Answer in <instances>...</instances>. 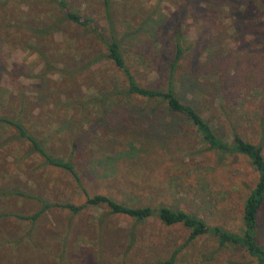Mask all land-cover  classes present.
<instances>
[{
    "label": "rangeland",
    "instance_id": "1",
    "mask_svg": "<svg viewBox=\"0 0 264 264\" xmlns=\"http://www.w3.org/2000/svg\"><path fill=\"white\" fill-rule=\"evenodd\" d=\"M249 1L112 0L111 15L124 36L131 70L144 84L163 82L162 54L169 51L164 26L156 40L147 37L149 19L168 27L178 24L194 42L181 71L201 72L205 84L214 82L205 62L219 38L225 78L213 113L202 94L179 91L198 101L201 116L224 140H231L232 127L245 140L261 143L264 156V4ZM67 2L106 27L101 0ZM56 11L43 0H0V111L21 113L25 127L45 148L74 164L79 181L44 164L36 154H26L27 142L13 140L0 146V185L54 202L81 204L87 196L104 194L132 206L176 207L208 225L239 232L242 203L257 177L248 159L204 150L190 131L169 127L167 117L159 143L141 138L143 119L140 128L120 127L130 122L129 108L143 105L118 98L104 100L101 109L90 101L119 87L121 78L105 60L87 65L93 52L104 49L86 28L64 22L60 30L37 34L40 22L52 20ZM144 19L148 23L138 27ZM9 132L0 128V144ZM38 205L28 196H0V214L26 215ZM187 236L181 224L165 226L155 217L135 222L104 207L86 206L76 214L52 207L32 225L0 216V264H156ZM256 238L264 247V204ZM174 264L254 262L240 250L217 248L216 241L204 235L181 247Z\"/></svg>",
    "mask_w": 264,
    "mask_h": 264
},
{
    "label": "trees",
    "instance_id": "2",
    "mask_svg": "<svg viewBox=\"0 0 264 264\" xmlns=\"http://www.w3.org/2000/svg\"><path fill=\"white\" fill-rule=\"evenodd\" d=\"M43 1L46 3V7L51 6L57 11L52 14L50 17L52 20L49 22H40L44 28L36 27L37 34L46 35L57 29L60 30V25L64 22L86 28L94 40L99 45H102L104 49L102 52H93L92 56L88 58L87 65L105 60L116 68L121 78L119 87L112 86L111 90L106 93L100 92L98 98H92L90 101L99 105L101 109L104 105V100L112 103L118 98L136 99L139 102L137 105H143V107L138 109L137 107L129 108L130 122L120 127H138L140 119H143L145 124L141 128L139 126L140 130L138 132L141 138L146 142L159 143L164 135V132L160 133L161 129H164L162 124L166 121L164 118L167 117L169 127H173L176 131L182 128L190 131L199 140L204 150H211L219 155L245 156L255 170L257 177L242 203L241 228L239 232L228 231L218 225H208L198 216L176 207L172 208L165 205L132 206L115 201L104 194L87 196L81 204L54 202L4 184L0 185V196L11 194L28 196L34 198L39 205L37 210L30 214L23 215L7 211L1 213L0 216H11L19 220H27L32 225L44 212L52 207L64 208L72 214L80 212L86 206L104 207L109 214H121L133 219L135 222H141L148 217H155L165 226L181 224L188 230V236L184 243L173 249L166 259L160 260L156 264H174L175 256L181 247L196 237L204 235L212 237L216 241L217 248L229 246L233 250L244 252L254 264H264V247L256 238L260 210L264 204V156L262 154V144L245 140L237 132V129L231 126V140H224L221 135L213 130L208 120L201 116L196 106L198 101L190 97L189 99L184 98L181 95L183 92L179 91L185 88V95L193 91L191 95L195 97L202 94L204 103L209 104V109L213 113L215 110L214 100L222 96V83L225 78L221 73L225 64L222 50L219 46L220 39L218 38V41L212 44V48L207 55L208 59L205 62L208 72L214 77V82L205 84L201 78L203 77L201 72H194L191 69L181 71L183 68L182 61L186 59L194 42L184 37L178 24L173 23L168 27L167 24H162V20L156 22L149 19L150 24L146 28L147 37L156 40L162 26H164L167 31L169 30L166 36L169 51L166 54H162V59L165 62L163 82L160 84H144L135 76L127 61V56H125L126 53L122 43L124 36L117 32L111 15L112 0H101L106 21L105 28L95 23L91 17L73 10L67 0ZM253 1L264 4V0H250L249 2L252 3ZM147 19H144L138 27L146 25L148 23ZM27 22V27L31 28L32 21L28 20ZM157 24L159 26L158 32L155 31ZM142 59L148 63V59L143 53ZM196 85L198 88L194 91V86ZM204 88L207 89L206 93L203 92ZM177 122L181 124H177ZM0 128L11 131L1 140L0 146H4L6 143L9 144L13 140L25 141L29 146L26 154H36L44 164L66 171L78 183L79 180L74 164L69 159L56 156L45 148L40 139L25 127L21 113L1 110ZM136 131H138V128Z\"/></svg>",
    "mask_w": 264,
    "mask_h": 264
}]
</instances>
